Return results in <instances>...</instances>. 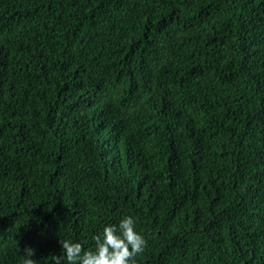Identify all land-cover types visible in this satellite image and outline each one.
I'll use <instances>...</instances> for the list:
<instances>
[{
  "label": "trees",
  "instance_id": "1",
  "mask_svg": "<svg viewBox=\"0 0 264 264\" xmlns=\"http://www.w3.org/2000/svg\"><path fill=\"white\" fill-rule=\"evenodd\" d=\"M129 216L135 264H264V0H0V264Z\"/></svg>",
  "mask_w": 264,
  "mask_h": 264
},
{
  "label": "clouds",
  "instance_id": "2",
  "mask_svg": "<svg viewBox=\"0 0 264 264\" xmlns=\"http://www.w3.org/2000/svg\"><path fill=\"white\" fill-rule=\"evenodd\" d=\"M115 226H106L102 235H95V250L84 251L81 243H72L68 240H61L63 256L51 255V264H61L67 260L68 264H135L137 254L144 251L147 241L135 229V220L132 217H125L120 221L117 234ZM24 256L21 257L22 264H36L31 259L34 250L24 249Z\"/></svg>",
  "mask_w": 264,
  "mask_h": 264
}]
</instances>
